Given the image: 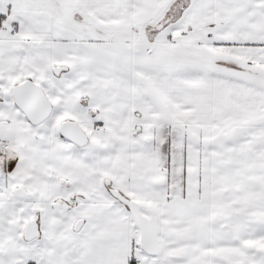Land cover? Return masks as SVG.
Here are the masks:
<instances>
[{
    "label": "snow or ice",
    "instance_id": "1",
    "mask_svg": "<svg viewBox=\"0 0 264 264\" xmlns=\"http://www.w3.org/2000/svg\"><path fill=\"white\" fill-rule=\"evenodd\" d=\"M0 264H264V0H0Z\"/></svg>",
    "mask_w": 264,
    "mask_h": 264
}]
</instances>
